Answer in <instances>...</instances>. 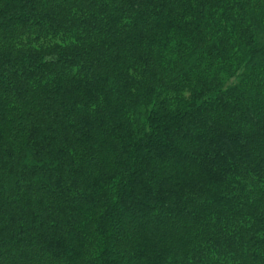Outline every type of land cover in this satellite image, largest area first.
<instances>
[{
  "label": "trees",
  "instance_id": "1",
  "mask_svg": "<svg viewBox=\"0 0 264 264\" xmlns=\"http://www.w3.org/2000/svg\"><path fill=\"white\" fill-rule=\"evenodd\" d=\"M0 264H264V0H0Z\"/></svg>",
  "mask_w": 264,
  "mask_h": 264
}]
</instances>
